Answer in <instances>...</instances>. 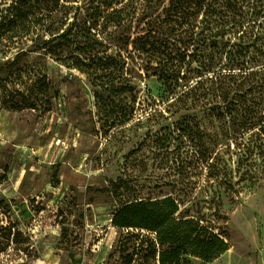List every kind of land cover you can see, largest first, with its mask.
<instances>
[{"label": "rangeland", "instance_id": "obj_1", "mask_svg": "<svg viewBox=\"0 0 264 264\" xmlns=\"http://www.w3.org/2000/svg\"><path fill=\"white\" fill-rule=\"evenodd\" d=\"M263 124L264 0H0V264H159L111 220L167 196L264 264Z\"/></svg>", "mask_w": 264, "mask_h": 264}, {"label": "trees", "instance_id": "obj_2", "mask_svg": "<svg viewBox=\"0 0 264 264\" xmlns=\"http://www.w3.org/2000/svg\"><path fill=\"white\" fill-rule=\"evenodd\" d=\"M214 2L217 4L219 0H214ZM68 36L69 34H62L56 39L66 40ZM14 61L15 59L12 63ZM213 76L216 80L221 76L224 79L225 75L219 72ZM183 95L186 96L185 93ZM242 99L244 103L247 102L245 96ZM227 111L228 109L225 107L223 114H226ZM243 148H246V143L243 144ZM211 159L212 161L208 164L210 177L218 181L216 182L218 186H224L225 192L239 194L240 188L233 190V186H238V183H231L229 180L231 172L227 165L220 162L217 154ZM241 161L242 157L240 156L236 165V173L241 171ZM262 173H264V169ZM215 214L216 211L212 216ZM212 221L209 220V224L203 219L183 215L180 212L179 204L172 197L167 196L162 199L123 204L113 214L111 223L117 228L143 229L154 233L156 242L161 247L158 252V263L184 264L188 258L213 262L231 249L228 240L216 233L210 226Z\"/></svg>", "mask_w": 264, "mask_h": 264}, {"label": "crops", "instance_id": "obj_3", "mask_svg": "<svg viewBox=\"0 0 264 264\" xmlns=\"http://www.w3.org/2000/svg\"><path fill=\"white\" fill-rule=\"evenodd\" d=\"M45 147H43V148H41L40 146H38L37 148H36V153L37 152H40L41 154H42V152H47L46 151V149H44ZM35 153V152H34ZM46 155H48V152H47V154ZM49 185V184H48ZM47 186V185H46ZM42 190H44V187H42V189L41 190H37V198H38V200L40 201V202H43V203H41L42 205H44V204H49L50 202H49V191L47 190V192H46V197H45V195H44V193H43V191ZM38 195H40L39 197H38ZM47 198V199H46ZM45 199H46V201H45ZM40 202L39 203H37V204H40ZM23 203V202H22ZM22 203H20V204H22ZM23 208H25V206H23ZM19 217H20V215H18ZM28 216V213L27 212H22V215H21V217L23 218V217H27ZM24 219V218H23Z\"/></svg>", "mask_w": 264, "mask_h": 264}]
</instances>
